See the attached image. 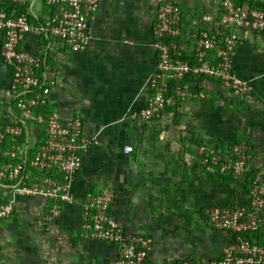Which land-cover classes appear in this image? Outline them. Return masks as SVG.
Returning a JSON list of instances; mask_svg holds the SVG:
<instances>
[{
	"label": "crops",
	"instance_id": "1",
	"mask_svg": "<svg viewBox=\"0 0 264 264\" xmlns=\"http://www.w3.org/2000/svg\"><path fill=\"white\" fill-rule=\"evenodd\" d=\"M223 1L104 0L90 23L94 39L85 52L72 53L58 41L46 43L56 76L52 108L66 123L79 118L84 133L98 138L84 157L77 194L97 193L111 182L116 194L111 217L127 236L139 229L152 235L153 264H208L220 258L228 237L206 223L205 211L248 202L245 180L206 169L202 145L225 150L245 140L251 146L250 176L264 175L261 35L238 32L242 44L234 73L251 82V91L238 95L214 79L188 77L181 85L187 95L173 94L157 122L138 125L132 118L149 97L144 83L157 62L152 44L159 4L172 2L180 8L182 30L175 42L189 61L195 60L200 31L220 28ZM232 1L252 6L264 0ZM28 2L30 15L43 20L51 14L44 0ZM1 45L0 34V50ZM23 47L34 54L42 51L33 38ZM11 79L12 69L0 55V122L13 117ZM48 208L42 199L22 198L14 213L0 221V264H111L117 258V245L81 236L77 207L50 223L42 219Z\"/></svg>",
	"mask_w": 264,
	"mask_h": 264
},
{
	"label": "built area",
	"instance_id": "2",
	"mask_svg": "<svg viewBox=\"0 0 264 264\" xmlns=\"http://www.w3.org/2000/svg\"><path fill=\"white\" fill-rule=\"evenodd\" d=\"M103 1L46 0L51 14L39 20L18 11L28 0H0V55L12 69L8 96L13 110L11 120L0 122V221L14 213L22 198L48 202L42 219L49 223L61 218L67 208L77 207L84 239L117 245L118 256L111 264H153L152 235L139 229L127 236L111 217L116 198L111 182L97 193L77 194L84 157L98 138L84 133L79 118L64 122L51 106L56 76L47 61L46 43L58 41L72 53L85 52L94 39L90 23ZM261 3L263 7L239 6L224 0L220 28L200 31L194 63L182 59L175 42L182 30L180 8L172 2L160 3L152 44L157 62L144 83L149 97L146 106L132 115L133 120L138 125L157 122L171 99L167 97L171 83H178L175 94L185 97L181 82L187 77L214 79L238 95L251 91V82L235 75L234 60L242 44L239 31L264 37V1ZM27 38L42 47L39 54L25 50ZM199 151L208 171L215 173L218 167L221 174L238 181L248 178L251 183L246 204L206 209V223L228 237L223 255L208 264H264V175L250 176V144L245 140L234 143L225 154L206 145ZM173 264L202 263L180 260Z\"/></svg>",
	"mask_w": 264,
	"mask_h": 264
},
{
	"label": "trees",
	"instance_id": "3",
	"mask_svg": "<svg viewBox=\"0 0 264 264\" xmlns=\"http://www.w3.org/2000/svg\"><path fill=\"white\" fill-rule=\"evenodd\" d=\"M44 2H46V0H44ZM236 5H239V6H241L242 4H239V3H235ZM250 5H254V6H256V7H263V4L261 3V2H257V3H254V4H250ZM28 7H29V5H27V6H25V7H19L18 8V11L19 12H28ZM29 17H30V19H33V16H31V15H29ZM39 20H42L41 18L39 19ZM210 57H211V59H214V54L212 53L211 55H210ZM182 59H184V60H187V58H186V56L185 55H183L182 56ZM190 62H192V61H195V60H189ZM193 77V76H192ZM188 78V77H187ZM186 78V79H187ZM193 78H195V77H193ZM177 85H178V83H171V86H170V89H169V92L167 93V97H173V94H175V90H176V87H177ZM181 85H182V82H181ZM230 150V148H228L227 147V149H225V150H223V148L220 146V145H217V151H219V152H221V153H223V154H225V153H227L228 151ZM216 174H219V175H224V174H221L220 173V171H219V168L217 167L216 168V172H215ZM224 176H226V174L224 175ZM231 176V175H230ZM245 183H246V187L247 188H250L249 186L251 185V183H250V181L248 180V178H246L245 179Z\"/></svg>",
	"mask_w": 264,
	"mask_h": 264
},
{
	"label": "rangeland",
	"instance_id": "4",
	"mask_svg": "<svg viewBox=\"0 0 264 264\" xmlns=\"http://www.w3.org/2000/svg\"><path fill=\"white\" fill-rule=\"evenodd\" d=\"M228 147V146H227ZM227 147H226V149H227Z\"/></svg>",
	"mask_w": 264,
	"mask_h": 264
}]
</instances>
